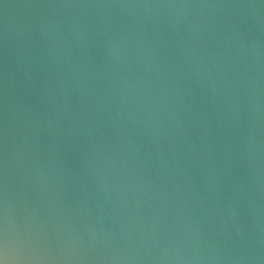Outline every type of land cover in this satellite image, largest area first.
<instances>
[{"label": "water", "instance_id": "water-1", "mask_svg": "<svg viewBox=\"0 0 264 264\" xmlns=\"http://www.w3.org/2000/svg\"><path fill=\"white\" fill-rule=\"evenodd\" d=\"M0 264H264V0H0Z\"/></svg>", "mask_w": 264, "mask_h": 264}]
</instances>
